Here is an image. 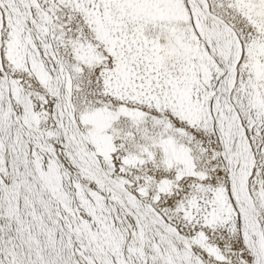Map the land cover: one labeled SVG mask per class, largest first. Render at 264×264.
Instances as JSON below:
<instances>
[{"label":"snow or ice","instance_id":"obj_1","mask_svg":"<svg viewBox=\"0 0 264 264\" xmlns=\"http://www.w3.org/2000/svg\"><path fill=\"white\" fill-rule=\"evenodd\" d=\"M0 264H264V0H0Z\"/></svg>","mask_w":264,"mask_h":264}]
</instances>
